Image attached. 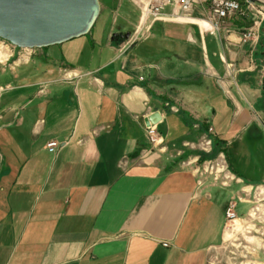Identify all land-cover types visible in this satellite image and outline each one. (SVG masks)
<instances>
[{
	"label": "crops",
	"instance_id": "1",
	"mask_svg": "<svg viewBox=\"0 0 264 264\" xmlns=\"http://www.w3.org/2000/svg\"><path fill=\"white\" fill-rule=\"evenodd\" d=\"M99 4L88 34L0 62V264H264L223 250L240 185L193 171L222 150L264 185V18L243 43L249 14L166 6L132 41L137 0Z\"/></svg>",
	"mask_w": 264,
	"mask_h": 264
},
{
	"label": "built area",
	"instance_id": "2",
	"mask_svg": "<svg viewBox=\"0 0 264 264\" xmlns=\"http://www.w3.org/2000/svg\"><path fill=\"white\" fill-rule=\"evenodd\" d=\"M206 5L212 26L219 30L220 22L236 16L249 14L252 19L250 28L241 35V42L252 41L257 37L258 27L264 18V0H137L140 11L139 22L132 34V41L142 38L152 23L167 20L166 6L188 11L193 5ZM36 48H18L0 39V62L13 56L16 51L31 54ZM211 131V130H210ZM146 136L153 146L162 144L160 135L154 125L146 128ZM198 147L203 152H210L212 139L204 138ZM56 143L47 145L49 152H54ZM192 162H187L190 164ZM193 171L198 177L210 178L220 187L239 184L240 187L231 193L224 213V249L231 258H251L259 254L264 257V185L244 184L229 168L222 150L213 158L196 160ZM247 205L246 211L238 213L240 206Z\"/></svg>",
	"mask_w": 264,
	"mask_h": 264
},
{
	"label": "water",
	"instance_id": "3",
	"mask_svg": "<svg viewBox=\"0 0 264 264\" xmlns=\"http://www.w3.org/2000/svg\"><path fill=\"white\" fill-rule=\"evenodd\" d=\"M99 13V0H0V39L18 48L62 44L88 34Z\"/></svg>",
	"mask_w": 264,
	"mask_h": 264
},
{
	"label": "rangeland",
	"instance_id": "4",
	"mask_svg": "<svg viewBox=\"0 0 264 264\" xmlns=\"http://www.w3.org/2000/svg\"><path fill=\"white\" fill-rule=\"evenodd\" d=\"M112 19V18H111ZM111 22V20H109V23ZM100 25V23H98V26ZM137 26V25H136ZM247 205L245 204L244 206H240V208L237 210L238 213H243L244 211H246Z\"/></svg>",
	"mask_w": 264,
	"mask_h": 264
}]
</instances>
